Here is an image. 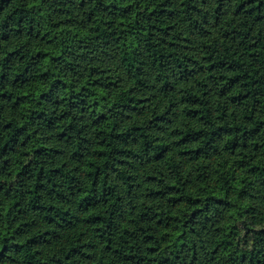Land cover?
Returning a JSON list of instances; mask_svg holds the SVG:
<instances>
[{"label":"trees","instance_id":"1","mask_svg":"<svg viewBox=\"0 0 264 264\" xmlns=\"http://www.w3.org/2000/svg\"><path fill=\"white\" fill-rule=\"evenodd\" d=\"M0 264H264V0H0Z\"/></svg>","mask_w":264,"mask_h":264}]
</instances>
